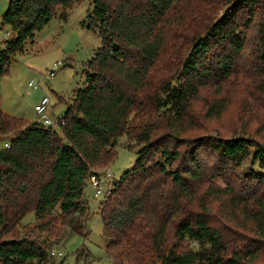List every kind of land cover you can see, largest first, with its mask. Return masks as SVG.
<instances>
[{
    "label": "trees",
    "instance_id": "1",
    "mask_svg": "<svg viewBox=\"0 0 264 264\" xmlns=\"http://www.w3.org/2000/svg\"><path fill=\"white\" fill-rule=\"evenodd\" d=\"M72 1L8 0L1 21L14 35L0 48V78L56 8L66 9ZM187 1L191 3L91 0L84 25L97 29L101 42L84 64L85 80L73 91L62 115L64 124L26 123L0 108V140L9 144L0 148V264H31L33 259L43 264L53 242L50 238L88 234L86 222L80 219L87 209L81 199L84 186L89 175L113 161L122 135L141 148L132 167L110 182L99 202L103 236L110 239L105 250L118 245L124 256L150 254L151 264H256L264 255V125L252 131L244 127L238 134L211 142L220 162L229 170L239 169L241 176L231 171L238 183L228 181L204 192L196 152L183 155L178 149L182 142L174 136L173 141L153 139L160 123L176 136L182 130L196 86L230 76L243 48V36L232 16L243 8L264 10V0H234L210 25L194 30L189 51L179 60L183 80L173 83L167 75L154 81L153 72L172 57L177 44L169 35L170 24L178 27L187 21L181 15ZM260 26L264 88V23ZM214 47L218 52L207 61ZM176 161L179 164L174 166ZM212 202L226 203L228 220L255 239L232 247L219 229L195 211L210 210ZM28 212L34 215L33 226L29 237H19L20 220ZM70 214L73 217L64 222L63 216ZM59 217L69 228L67 235L56 227ZM171 224L180 244L170 245L165 238ZM185 240L196 249H184Z\"/></svg>",
    "mask_w": 264,
    "mask_h": 264
},
{
    "label": "rangeland",
    "instance_id": "2",
    "mask_svg": "<svg viewBox=\"0 0 264 264\" xmlns=\"http://www.w3.org/2000/svg\"><path fill=\"white\" fill-rule=\"evenodd\" d=\"M234 0H191L183 5L184 22L187 27L173 26L170 24L169 35L176 39L172 57L165 58L161 68L153 72V80H164L167 75L171 82L176 83L181 79L180 61L189 51V40L194 30H202L218 18L225 8ZM228 2V3H227ZM8 0H0V48L4 46L6 39L13 37L11 28L2 23L1 14L7 6ZM91 0H74L66 9L56 8V14L40 30L36 31L32 41H26L23 49L11 59L7 72L0 78V108L11 116L21 118L29 123L37 121L34 105L38 104L43 96H47L50 102L48 112L50 116L63 115L72 98L73 91L81 87L85 80L84 64L89 60L94 51L100 46V36L97 29H88L84 25L86 15L90 8ZM199 9V10H198ZM198 10V11H197ZM194 13L191 17L189 15ZM61 13L65 17L61 15ZM180 15V14H179ZM234 27L243 36V48L234 59L232 73L221 82L211 81L197 87L189 97L188 108L184 116L183 128L179 133L170 134L169 128L164 123L157 125L153 139L168 141L169 137H177L180 152H196V157L202 167L204 187H221L228 181L238 183L231 171L220 162L219 157L213 151L212 141L220 138H228L238 134L244 127L252 131L255 127L260 129L264 125V88L261 86L262 66L259 60L261 48V23H264V10L247 8L235 11L232 16ZM10 32L5 36L4 32ZM207 54V61L213 60L217 47L212 48ZM212 53H214L212 55ZM180 60V61H179ZM59 62L55 74L50 77L49 71L53 63ZM29 81L38 84L37 89L27 85ZM53 115H52V113ZM55 127V126H53ZM254 134V132H250ZM170 140V139H169ZM169 141L167 143H173ZM5 140H0V148ZM125 135L120 136L115 145V157L111 163L97 169L98 172H108L109 180H116L120 174L134 164L137 151L141 145ZM128 144L132 148L127 147ZM185 155V160H188ZM176 161L173 165H178ZM86 204V212L80 217L86 222L88 234L83 237L77 233H69V228L61 223L59 217L56 227L61 228L67 238H50L48 246V260L43 264H151V255L119 254L122 247L110 245V239L103 236V226L98 216V205L102 196H95V189L86 181L81 198ZM209 201V199H208ZM57 208H54V212ZM199 215L206 217L211 226L219 229L225 239L233 247L246 244L249 239L255 237L247 231L240 230L227 218L226 203L212 202L210 210L195 209ZM72 214L63 216L64 222H68ZM35 220L32 212L25 214L20 220L17 235L29 237V227ZM174 225L171 224L165 238L172 245L177 243L173 237ZM38 235V232H35ZM33 235V234H31ZM45 236L44 234H41ZM177 244H180L178 242ZM251 244V243H250ZM184 249L190 251L196 249L193 242L182 241ZM82 249V253H81ZM80 250L79 255L76 251ZM54 251V254H52ZM78 256V257H77ZM77 257V258H76ZM31 264H42L33 259ZM256 264H264V255H260Z\"/></svg>",
    "mask_w": 264,
    "mask_h": 264
},
{
    "label": "built area",
    "instance_id": "3",
    "mask_svg": "<svg viewBox=\"0 0 264 264\" xmlns=\"http://www.w3.org/2000/svg\"><path fill=\"white\" fill-rule=\"evenodd\" d=\"M10 32L5 31V36L9 35ZM60 65L59 62L53 63L49 75L52 77L55 74L56 67ZM28 86H30L33 89H37L39 87L38 84H35L33 81H29L27 83ZM50 107V102L47 96H43L38 104L34 105L33 109L37 117V121L43 125V126H56V125H63L64 120L63 116H50L48 112V109ZM52 113V112H51ZM53 115V113H52ZM9 147L8 142H4L3 146L1 148H7ZM89 183L94 187L95 189V196H103L106 189H109V184L111 180H109V173L108 172H95L89 175L88 179ZM108 185V186H107ZM53 252L54 251H50Z\"/></svg>",
    "mask_w": 264,
    "mask_h": 264
}]
</instances>
